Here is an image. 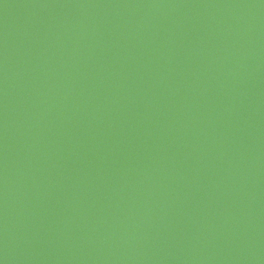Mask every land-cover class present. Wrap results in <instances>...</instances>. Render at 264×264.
Segmentation results:
<instances>
[{
  "label": "water",
  "instance_id": "obj_1",
  "mask_svg": "<svg viewBox=\"0 0 264 264\" xmlns=\"http://www.w3.org/2000/svg\"><path fill=\"white\" fill-rule=\"evenodd\" d=\"M0 264H264V0H0Z\"/></svg>",
  "mask_w": 264,
  "mask_h": 264
}]
</instances>
